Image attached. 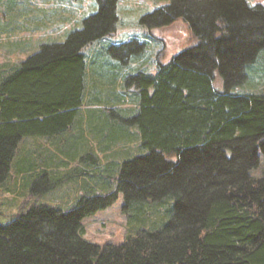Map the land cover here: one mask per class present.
<instances>
[{"label": "trees", "instance_id": "16d2710c", "mask_svg": "<svg viewBox=\"0 0 264 264\" xmlns=\"http://www.w3.org/2000/svg\"><path fill=\"white\" fill-rule=\"evenodd\" d=\"M95 1L96 12L82 20L80 29L62 42L41 44L0 73V188L28 177L30 193L10 222L0 225V264H264V93L238 90L264 51L261 4L170 0L145 14L142 25L162 29L182 22L197 43L168 63H158L154 73L138 66L123 78L134 97V107L125 113L129 118L118 117L117 124L108 119L123 111L108 100H127V90L113 92L105 111L85 126L89 135H98L101 151L115 144L118 131L137 129V150L117 168L114 191L91 194L87 186L67 212L31 203L66 181L85 182L101 172L94 146L78 152L74 138L67 137L83 101L91 106L101 102L102 97L91 94L98 93L95 82L107 80L112 87L119 76L111 75L107 64L100 76L90 74L93 86L85 84L84 48L111 36L118 19L117 0ZM145 50V42L131 39L110 45L107 53L130 66ZM79 133L83 137V130ZM27 139L50 141L78 166L59 174L26 156L17 159ZM257 168L260 173L254 176ZM118 194L129 227L153 216L149 229L121 244L85 240L83 219L109 208ZM163 204L168 208L162 212L155 208Z\"/></svg>", "mask_w": 264, "mask_h": 264}, {"label": "rangeland", "instance_id": "374dc122", "mask_svg": "<svg viewBox=\"0 0 264 264\" xmlns=\"http://www.w3.org/2000/svg\"><path fill=\"white\" fill-rule=\"evenodd\" d=\"M117 1L118 19L113 34L84 48L88 64L85 84L88 88L93 86L91 84L93 80L89 77L90 74L95 72L94 76H100V68H107V64L112 67L110 70L111 75L117 74L119 76L115 79L116 81L112 87H110L107 80L102 79V81L99 79L98 82H95V88L98 93L92 91L91 94L95 93L96 96L105 100L100 98L101 102L94 103L95 105L91 106L88 103L89 101L85 99L74 123L75 127L80 124L79 131L73 127L67 134V137L72 136L71 138L69 137V140L74 138L75 148L78 152H82L84 148L94 146L101 160V172L92 179L86 177L87 181L85 182L82 179L66 181L48 194L39 198H29L31 203L46 204L67 212L76 205L82 195L86 194L85 190L88 191L87 186L91 187L92 191H89L91 194L113 192L115 189L113 178L118 174L117 168H119L125 158H128V154L137 150V129L128 127V130L118 131L120 138L114 142L115 144H112L108 150L101 151L98 150V135H89L85 126L94 121L97 115H101V112L105 111V108H107V96H113V92L120 93L127 90L126 93H123L127 100L119 104L114 102V100H110L111 102L108 100L110 105L123 108L122 113L114 117L109 116L108 119L117 124L120 123L117 119L118 117L129 118L130 113H125H127V109L134 107V103L130 102L132 98V101H134V97L131 96V93L129 94L128 91L131 89L124 84L123 78L128 74H133L135 71L131 70L138 66L148 69L150 73H154L158 63H168L180 51L197 43L189 27L182 22H176L162 29L149 28L145 24L142 25L140 23V19L145 14L167 5L170 0ZM245 1L252 5L261 4L264 6V0ZM96 10L97 3L95 0H0V73L6 71H2V69H9V67L18 65L21 61L34 54L41 44L64 41L70 32L82 27L83 19L94 14ZM131 39L145 42L146 50L139 58H133L130 66H122L120 61L108 55L107 48L110 45ZM95 55L99 56L97 57L99 58L98 60H94ZM100 60L104 61L105 64ZM246 72L248 75L247 82L238 90L240 92L264 93V51L260 53L256 63L252 67L250 66ZM104 78L107 79V77ZM214 87L218 90L221 89V82L216 80ZM82 130L84 132L83 137H80L79 132ZM104 132L106 134L104 138L108 140L109 135H107L106 130ZM111 137H113V134ZM44 140L46 139H27L22 142L18 149L17 159L26 156L40 167L46 164L49 166L47 169L57 171L59 174H63L65 171L78 166L79 163L66 159L61 152L55 150L56 146L50 141ZM107 140H103L102 143H106ZM58 144L61 145L62 143L58 142ZM61 150H67V148L62 146ZM262 161L263 159H261V163ZM61 162L68 163L61 165ZM11 171L12 176L16 177L17 171L14 167L11 168ZM259 173V168L252 171L254 176L259 175ZM24 178L21 182L20 179L18 182L10 180L8 185L0 188V225L8 224L12 219V215L16 213L22 199L30 195L29 179L28 177ZM172 204L173 202L170 201L169 207L171 206L172 208ZM123 206V197L118 194L117 200L109 208L83 219V238L97 245L105 243L121 244L127 236H135L140 230L149 229L150 220L153 219V216L150 218L142 217L143 215L141 214L144 222L135 228H130ZM155 208L162 212L163 209L168 207L167 204H163ZM156 216L160 217L162 215ZM156 216H154V219H156Z\"/></svg>", "mask_w": 264, "mask_h": 264}]
</instances>
